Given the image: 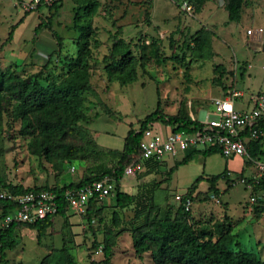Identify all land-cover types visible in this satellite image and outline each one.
I'll list each match as a JSON object with an SVG mask.
<instances>
[{"label": "rangeland", "instance_id": "1", "mask_svg": "<svg viewBox=\"0 0 264 264\" xmlns=\"http://www.w3.org/2000/svg\"><path fill=\"white\" fill-rule=\"evenodd\" d=\"M89 1L94 5L88 18V84L81 91L73 123L78 148L66 158L52 143L43 151L36 139L32 152V137L23 133L19 119L6 105L0 116V177L7 184L60 186L93 175L95 168L110 171L122 152L127 130L137 129L153 110L197 120L211 110L214 98L239 89L242 95L234 101L235 108L248 110L252 106L249 93L264 85V52L251 51L245 34L247 28L263 24L264 0H243L238 21L227 20L223 0H206L199 11L186 2L191 6L189 13L175 0ZM20 2L0 0V68L16 63L23 76L39 71L42 84L51 75L62 77L67 56L76 51L77 33L70 28L72 2L59 0L58 16L52 14L49 19L61 39L58 54L35 53L33 47L34 26L52 10L40 4L23 12ZM112 37L120 39L116 51L127 50L133 57L135 73L129 82L111 80L104 70ZM244 59L250 63L248 76L244 74ZM154 130L163 132L157 124ZM165 131H169L168 126ZM246 158L196 153L168 174L180 153L164 156L152 172L123 176L115 184V191L139 194L143 202L145 194L150 197L152 207L141 220H133V203H115L114 191L96 204L91 220L68 208L64 217H53L39 237L35 230L18 227L16 246L5 251L8 264H59L64 253L73 257L74 264H101L104 236L110 243L111 264H154L149 251L134 252L133 228L145 229L166 208L173 212L177 206L173 196L186 193L192 203L187 220L193 228L211 227L223 220L232 235L229 247L252 253L264 262V210L248 205L245 185L255 169L251 164L244 165ZM256 158L264 160V148ZM223 169L227 176L216 180L217 194L208 191L206 178ZM231 180L235 181L232 186Z\"/></svg>", "mask_w": 264, "mask_h": 264}, {"label": "trees", "instance_id": "2", "mask_svg": "<svg viewBox=\"0 0 264 264\" xmlns=\"http://www.w3.org/2000/svg\"><path fill=\"white\" fill-rule=\"evenodd\" d=\"M70 1L73 5L71 7L70 28L77 33L75 37L76 51L73 56L64 55L67 56V61L65 62L66 72L62 77L51 75L50 78L46 79L45 84H42L39 81L41 74L39 71L23 76V73L18 71L16 63L10 67L7 66L5 69L0 68V116L6 105L11 106L10 113L19 119L20 129L24 134L32 137V141L29 143L32 152L34 151L33 142L38 139L43 151L48 150L50 148L47 147L48 144L52 143L66 158H69L71 153L78 148L76 136L73 133L74 113L80 105L81 91L88 84L87 58L89 56L88 35L90 33L88 18L94 5L89 0ZM175 1L191 3L194 6V11H199L200 6L206 0ZM242 3L243 0H223V8L226 11L228 21H238ZM59 6V0H54L47 6L48 10H52V13L47 15L44 20L39 18V22L33 28L32 35V38H35L38 31L47 29L55 40L56 50L52 52H56V54L60 52L62 47L61 39L52 29L49 19L53 15L58 16ZM10 32H8L7 38H9ZM119 41L120 39L112 37L110 54L104 57L106 62L104 70L111 80L126 83L132 80L135 73L134 65L131 62L133 57L127 50L116 51L115 45ZM153 122L171 127L175 125L173 130L186 132H191L199 126L198 121L191 120L187 115L166 116L158 110H153L139 122L137 131L136 129L127 130L123 139L122 152L119 154L115 167L110 171H100L99 168H95L96 172L93 175L84 176L77 182L62 183L60 186L23 187L18 184H7L0 177V190L22 194L32 190L48 189L58 196L57 209L52 215L30 223L11 222L6 226H0V264H8L5 251L16 246V229L18 227L35 230L36 237H39L44 232V228L51 223L53 217L57 215L64 217L68 209L62 198L64 189H76L103 176H109L114 181V187L111 191L114 192L117 187L115 184L123 176V167L139 152L137 144L140 132ZM261 125H264V118L258 122V128H261ZM34 133L36 134L34 135ZM259 136L256 139H251L254 141L250 144L249 155L252 157L258 154L254 150L258 149L259 144L255 143H258ZM196 153H200L202 156L212 153L220 155L219 149L215 145L204 148H188L182 153L179 160L173 162L167 173H172L177 166L190 161ZM162 162L163 159L160 162L145 163L143 172H152ZM244 163L250 164L248 160H245ZM226 176L227 172L223 169L221 172L207 177V190L217 194L216 180L225 179ZM195 184H192L191 188ZM258 189H264V177L257 184L252 183L251 193H255ZM184 195L190 197L188 193ZM145 197L146 201L143 202L139 194L128 195L119 189L114 192V200L117 205L134 204V221L141 220L152 207L149 201L150 197L146 194ZM100 201L94 198L88 200L84 213L87 221L92 219L90 215L95 211L96 204ZM15 206V201L0 198V220ZM154 209L157 210V208ZM188 211L183 210L180 201L173 212L169 208L164 209L161 216L146 224L145 229L133 228L134 234L131 236V243L134 252L140 254L149 251L154 264H264L252 253L229 247L232 235L229 225H224L223 220L212 223L211 227L199 225L197 228H193L187 220ZM225 218L226 215L224 214L223 219ZM101 251V264H111L110 243L106 236L103 238ZM59 264H74L73 257L69 253H64L60 257Z\"/></svg>", "mask_w": 264, "mask_h": 264}, {"label": "built area", "instance_id": "3", "mask_svg": "<svg viewBox=\"0 0 264 264\" xmlns=\"http://www.w3.org/2000/svg\"><path fill=\"white\" fill-rule=\"evenodd\" d=\"M52 1L54 0H29L20 2V8L23 12H28L40 4L49 5ZM179 6L188 13L191 10V6L185 1H181ZM245 34L249 37L258 35L260 40H264V24L256 29L247 28ZM250 40L260 42L258 39ZM238 96H240L238 91H232L226 96L214 98L212 108L208 112L211 117H207L208 113L202 115L201 119L196 120L199 126L191 132L173 130L175 125L171 127L156 122L147 125L140 132L137 144L139 152L123 167V176L139 174L144 171L145 163L160 162L164 156H174L191 147L204 148L215 145L223 157L246 155L247 141L260 135L258 122L264 118V87L258 93L249 96L248 101L252 106L248 110L234 108L233 102ZM155 124L163 129L162 133L155 132ZM165 126L169 127V131H165ZM246 157L255 169L250 183L245 185L248 188V205H256L264 210V189L251 193L252 183L257 184L264 177V160L253 159L247 155ZM70 171H73V166L70 167ZM240 181L244 183L243 179ZM234 183L235 181L231 180L229 185L232 186ZM113 185L112 178L103 176L76 189H64L62 198L67 208L77 215H84L88 200L104 199L113 190ZM173 197L177 203L181 201L183 210L190 209L192 203L188 195L175 194ZM0 198L16 203V206L1 219V226L11 222L30 223L42 219L55 213L58 205L57 194L48 189L32 190L22 194L0 190Z\"/></svg>", "mask_w": 264, "mask_h": 264}, {"label": "crops", "instance_id": "4", "mask_svg": "<svg viewBox=\"0 0 264 264\" xmlns=\"http://www.w3.org/2000/svg\"><path fill=\"white\" fill-rule=\"evenodd\" d=\"M15 2L17 1L18 3L21 1V0H14ZM1 5V4H0ZM263 24H264V21H263ZM262 24V25H263ZM261 25V26H262ZM258 27H260V26H258ZM250 39H258V40H260L259 39V36L258 35H252V36H250L249 37V40ZM264 42V40H260V42H257L258 44H262ZM249 43V45L250 44H252V43H255V42H251V40L248 42ZM254 44H252V46H253ZM263 45H264V43H263ZM33 47H34V49H35V53H37V52H39V54H41L42 52H52V51H54V50H56V44H55V40H54V38L52 37V35H51V33L47 30V29H42V30H40V31H38V33L36 34V36H35V39H34V41H33ZM264 47V46H263ZM250 49H251V51H257V52H264L263 50H260V46L258 45L257 46V49L255 50V49H252V47H250ZM39 54H37V55H39ZM244 61L246 62V71H245V76L247 75H249V73H248V67H250V63L246 60V59H244ZM15 62V61H14ZM263 87H264V85L262 86V87H260V88H258V89H256L255 91H252L251 93H249V96L251 95V94H255V93H258L259 91H261L262 89H263ZM235 91V90H234ZM236 91H238L239 93H240V96L242 95V93H241V91H240V89L239 90H236ZM240 96H238V97H236L235 99H234V101L236 102V100L240 97ZM249 96H248V98H249ZM235 102H233V106H234V108H235ZM236 109V108H235ZM239 110H242V109H239ZM201 117H202V114L201 115H199L198 116V118H197V120L198 119H201ZM259 131H260V136H259V141H258V143H255V144H259V146H258V149L256 148L254 151H255V153L256 152H258V154L256 155V156H250L249 155V152H250V149H251V146H250V144L252 143V142H254V141H251V140H249V141H247V143H246V145H245V152H246V155L247 156H249L250 158H253V159H256V157H258V155H261L262 154V150H263V148H264V125L262 126L261 125V128L259 127ZM249 145V146H248ZM178 154V153H177ZM245 155V156H246ZM175 156V155H174ZM174 156H166V157H174ZM181 156H182V153H180V158H181ZM247 159V158H246ZM163 160H164V157H163ZM179 160V159H178ZM245 161V160H244ZM251 164V163H250ZM245 166H247L246 164H244ZM252 165V164H251ZM249 167V166H248ZM217 201V200H216ZM192 216V215H191Z\"/></svg>", "mask_w": 264, "mask_h": 264}, {"label": "water", "instance_id": "5", "mask_svg": "<svg viewBox=\"0 0 264 264\" xmlns=\"http://www.w3.org/2000/svg\"><path fill=\"white\" fill-rule=\"evenodd\" d=\"M264 43V42H263ZM263 43L260 45V44H258L257 42H255V43H252V44H254L253 46H252V44H250V47H252V49H257V46L259 45L260 46V50H263L264 51V45H263Z\"/></svg>", "mask_w": 264, "mask_h": 264}]
</instances>
